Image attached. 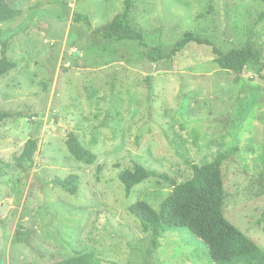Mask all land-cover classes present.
<instances>
[{"label": "rangeland", "instance_id": "obj_1", "mask_svg": "<svg viewBox=\"0 0 264 264\" xmlns=\"http://www.w3.org/2000/svg\"><path fill=\"white\" fill-rule=\"evenodd\" d=\"M8 1L18 14L0 23V39L17 66L0 76V112L29 116L0 120V158L15 162L33 119L41 132L35 166L26 173L12 167L0 177V264H53L93 249L101 264H214L188 228L168 229L150 253L151 235L128 208L145 200L159 209L174 186L155 176L128 195L119 173L138 161L182 183L193 163L236 144L223 166L225 216L264 249V70L222 69L212 47L196 43L172 62L155 63L137 52V43L97 34L124 0ZM263 11V0H136L133 19L150 45H171L191 30L230 50L250 36ZM258 33L264 48V21ZM70 131L97 162L72 155ZM71 173L82 178L78 195L51 181ZM18 229L33 232L30 245L14 241Z\"/></svg>", "mask_w": 264, "mask_h": 264}, {"label": "trees", "instance_id": "obj_2", "mask_svg": "<svg viewBox=\"0 0 264 264\" xmlns=\"http://www.w3.org/2000/svg\"><path fill=\"white\" fill-rule=\"evenodd\" d=\"M136 0H124L123 9L109 23L100 26L95 32L106 39L129 41L137 43V52L155 63L172 62L192 44L209 45L212 47L214 62L222 69L235 74H242L247 67L261 73L264 70V48L259 40L258 26L264 21V11L255 20L250 36L241 46L230 50L220 49L208 35L197 31H186L173 44L164 42L155 45L148 44L149 33L135 24L133 19ZM264 2V0H263ZM18 10L8 0H0V23L12 20ZM76 19L90 25L89 17L77 13ZM0 76L16 68L8 52L9 44L0 39ZM142 48V49H141ZM21 110H3L0 120L20 119L28 117ZM34 117V116H33ZM33 123L32 136L25 142L20 155H15L14 163L0 158V177L14 167L20 173L29 172L35 166V153L39 148L41 122ZM173 142L182 147V142L174 137ZM96 141V140H95ZM67 147L79 161L94 164L98 160L96 152L85 146L75 131L68 133ZM236 144L226 150H220L209 162L191 163L182 153L187 163L192 164L193 175L185 182L179 183L173 177L146 167L141 162H135L133 169H122L119 178L125 186L126 193L131 194L134 186L150 177L159 176L168 179L174 186L173 191L162 201L160 208L155 209L145 200H138L128 208L130 216L141 225L143 232L150 233V249L152 253L160 246V238L168 229L188 228L200 238L207 249L214 264H264V249L249 235L236 227L226 216L224 204L226 200L225 177L223 166L237 151ZM118 167H121L117 163ZM102 166L97 167L98 172ZM19 178L18 180H20ZM55 187L78 195L82 187V178L77 173L65 177L55 176L52 180ZM3 218L0 213V223ZM32 231L18 229L14 241L31 244ZM53 264H101L100 253L96 250L80 252ZM121 264V263H116ZM123 264H143L140 262H126Z\"/></svg>", "mask_w": 264, "mask_h": 264}]
</instances>
